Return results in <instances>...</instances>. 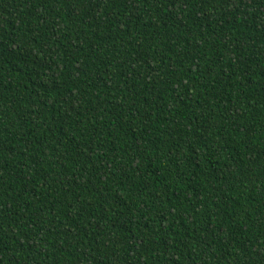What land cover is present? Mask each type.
Instances as JSON below:
<instances>
[{"label":"trees","instance_id":"1","mask_svg":"<svg viewBox=\"0 0 264 264\" xmlns=\"http://www.w3.org/2000/svg\"><path fill=\"white\" fill-rule=\"evenodd\" d=\"M0 264H264V0H0Z\"/></svg>","mask_w":264,"mask_h":264}]
</instances>
